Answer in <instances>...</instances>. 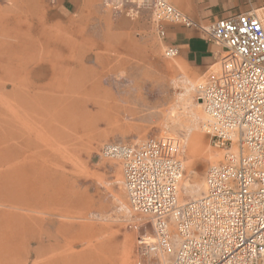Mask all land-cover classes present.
<instances>
[{
  "label": "crops",
  "instance_id": "0c3cea01",
  "mask_svg": "<svg viewBox=\"0 0 264 264\" xmlns=\"http://www.w3.org/2000/svg\"><path fill=\"white\" fill-rule=\"evenodd\" d=\"M168 2L202 28L247 13L264 17V0ZM161 26L165 36L156 56L165 57L166 47L178 48L174 65L192 81L220 73L224 48L207 42L197 28ZM152 27V11L114 15L100 0L0 1V145L9 149L8 141L19 139V149H6L0 157V264H87V254L78 250L87 237L82 227L56 222V216L81 211V204L73 207L68 194L51 192L54 197L35 206L31 188L70 187L66 180L49 185L37 178L47 160L46 141L71 140L73 134L128 136L114 127L133 96L118 93L137 90L129 77L151 74L152 49L136 34ZM119 76L127 83L107 84Z\"/></svg>",
  "mask_w": 264,
  "mask_h": 264
},
{
  "label": "built area",
  "instance_id": "2783aa9c",
  "mask_svg": "<svg viewBox=\"0 0 264 264\" xmlns=\"http://www.w3.org/2000/svg\"><path fill=\"white\" fill-rule=\"evenodd\" d=\"M100 2L114 15L152 11L160 39L167 22L197 28L226 50L220 73L196 87L204 129L224 152L206 171L202 197L179 202L183 142L175 137L102 149L121 160L130 209L152 219L154 234L138 239L139 254L167 257L165 264H264V17L247 13L202 28L168 0ZM178 54L165 49L168 59Z\"/></svg>",
  "mask_w": 264,
  "mask_h": 264
},
{
  "label": "rangeland",
  "instance_id": "374dc122",
  "mask_svg": "<svg viewBox=\"0 0 264 264\" xmlns=\"http://www.w3.org/2000/svg\"><path fill=\"white\" fill-rule=\"evenodd\" d=\"M136 35L148 39L153 63L150 75L129 77L136 83L135 92L118 93L121 98L133 96L130 103H124V112L119 116L121 124L114 127L121 135L128 136L109 139L107 134H78L81 137L73 134L71 140L46 141L47 160L45 165L40 164L37 178L41 183L48 181L49 185L53 180H66L70 187L36 184L31 188L36 197L35 206L54 197L51 192L68 194L73 207L81 204V211L67 217L56 216V222L71 224L73 230L82 227L87 237L78 245V250L87 254V264H165L167 261V257L139 254L138 239L154 234L152 219L130 209L121 160L103 156L105 145L138 144L147 138L164 136L181 140L184 178L180 185V203L202 197L206 171L224 161V152L211 145L210 136L204 129L206 115L196 94V87L202 81H192L181 75L174 65L175 60L165 58L164 53L159 57L162 48L156 27ZM159 49V56H156ZM112 78L107 81L109 86L128 81L125 76L117 77L121 80ZM42 142L40 146L44 149ZM4 146L5 143L0 145V157L6 149H19V139L8 141L9 149ZM193 190L196 194L191 193ZM36 214L47 219L43 213ZM2 257L4 253L0 250Z\"/></svg>",
  "mask_w": 264,
  "mask_h": 264
},
{
  "label": "bare ground",
  "instance_id": "6f19581e",
  "mask_svg": "<svg viewBox=\"0 0 264 264\" xmlns=\"http://www.w3.org/2000/svg\"><path fill=\"white\" fill-rule=\"evenodd\" d=\"M200 105V104H199ZM193 198V197H192Z\"/></svg>",
  "mask_w": 264,
  "mask_h": 264
}]
</instances>
